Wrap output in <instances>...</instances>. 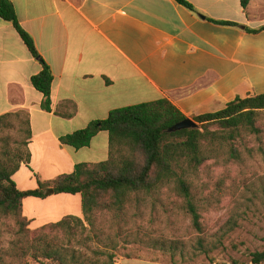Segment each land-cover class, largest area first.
<instances>
[{"label":"crops","instance_id":"obj_1","mask_svg":"<svg viewBox=\"0 0 264 264\" xmlns=\"http://www.w3.org/2000/svg\"><path fill=\"white\" fill-rule=\"evenodd\" d=\"M11 1L54 76L52 112H45L31 84L42 64L0 18V116L29 111L32 133L31 163L15 174L16 184L23 171L58 177L78 164L107 161V132L80 150L60 139L114 110L165 99L194 120L238 97L264 94V31L245 30L264 26V0H251L246 12L241 0H188L197 13L175 0ZM73 196L61 199L82 204L81 195ZM72 216L83 218V211ZM211 250L207 264H216ZM116 264L172 263L120 257Z\"/></svg>","mask_w":264,"mask_h":264},{"label":"trees","instance_id":"obj_2","mask_svg":"<svg viewBox=\"0 0 264 264\" xmlns=\"http://www.w3.org/2000/svg\"><path fill=\"white\" fill-rule=\"evenodd\" d=\"M175 1L197 13L188 0ZM250 1L241 0L245 12ZM0 18L13 25L31 55L41 62L42 70L31 78V84L43 95L42 110L52 112V70L37 51L33 37L22 27L11 0H0ZM209 21L239 27L234 22ZM245 30L256 34L264 31V26ZM262 113L264 94L238 97L221 111L194 118L198 129L170 133V128L187 118L168 100L117 109L106 119L93 121L60 139L63 146L80 150L89 147L100 132H107V161L78 164L72 173L48 181L35 175L38 187L27 191L19 190L13 177L22 165L29 167L31 163L30 113L20 110L1 115L0 133L16 129L24 133V138L15 141L14 148L10 138H0V216L12 218L18 228L7 247L2 246L0 236V264H116L120 243L111 238L98 217L105 212L122 217L129 205L141 202L143 197L158 202L164 190L184 201L193 226L200 232L201 218L191 192L201 168L227 155L230 160H238L236 144L246 133H261L258 123ZM53 194L81 195L83 218L69 215L31 230V220L23 214L24 201L47 199ZM137 219L113 218L119 233L123 224L130 225ZM230 264L247 263L232 260ZM251 264H264V251L253 253Z\"/></svg>","mask_w":264,"mask_h":264},{"label":"rangeland","instance_id":"obj_3","mask_svg":"<svg viewBox=\"0 0 264 264\" xmlns=\"http://www.w3.org/2000/svg\"><path fill=\"white\" fill-rule=\"evenodd\" d=\"M258 127L260 134L246 133L236 144L238 160H230L227 155L201 168L191 192L201 218L200 232L193 226L184 201L172 191L160 192L158 202L148 196L139 203L133 202L122 217L110 212L100 215L99 221L106 231L120 243L117 258L207 264L205 253L215 249L216 264H228L234 259L251 264V255L264 251V113ZM3 137L10 138L14 148V142L23 140L24 133L7 130L0 133ZM40 176L43 180L56 178L55 173ZM17 187L22 191L34 190L38 187L37 177L23 171ZM65 197L74 196L53 194L47 200H25L23 214L32 222L29 228L34 230L59 222L67 215L82 214L81 202L75 206L74 202L61 199ZM0 218L2 246L7 247L18 228L12 218ZM113 218L139 219L130 225L123 224L119 233ZM156 240L160 245L154 244Z\"/></svg>","mask_w":264,"mask_h":264},{"label":"water","instance_id":"obj_4","mask_svg":"<svg viewBox=\"0 0 264 264\" xmlns=\"http://www.w3.org/2000/svg\"><path fill=\"white\" fill-rule=\"evenodd\" d=\"M200 127V125L198 123H196L194 120L192 119H186L180 123H178L177 125H175L174 127L169 129V132H177V131H181V130H185V129H198ZM50 193H53V190H50Z\"/></svg>","mask_w":264,"mask_h":264}]
</instances>
